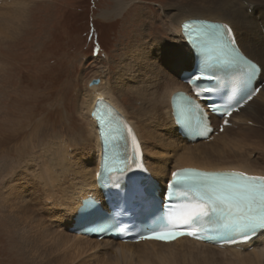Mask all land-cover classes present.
<instances>
[{
    "label": "bare ground",
    "instance_id": "bare-ground-1",
    "mask_svg": "<svg viewBox=\"0 0 264 264\" xmlns=\"http://www.w3.org/2000/svg\"><path fill=\"white\" fill-rule=\"evenodd\" d=\"M130 2L117 0L113 10L105 15L122 14ZM160 5L171 32L167 37L150 36L145 30L147 24L143 23L135 35L131 53L122 55L123 59L120 57L114 75L110 78V65L102 69L103 76L91 84L99 83L87 89L79 102L78 113L88 121L80 140L52 139L49 145L43 146V154L39 150L15 175L6 174L7 178L1 182L0 209L6 213L10 232L19 241L16 245L26 252H37L41 263L151 264L152 254L166 264H181L186 259H191L192 264H213L216 255L252 264V257L264 255V250H219L188 239L183 245L185 252L175 245L172 255L156 244L120 245L110 240L74 236L65 228L72 205L98 193L96 181L103 144L93 109L99 98L113 101L133 121L141 138L142 166L158 175L166 186L170 173L183 165L239 169L264 175V147L244 141L245 135H240L242 130L227 128L210 139L187 143L177 133L169 109V97L182 87L178 73L193 65L192 53L182 36V22L195 17L229 22L243 50L264 63V0H168ZM19 7V0H0V65L5 63L1 59L2 47L22 32L21 21L25 15ZM248 8H252L251 13ZM252 36H256V41ZM129 92L139 105L124 101ZM235 113L241 123L239 129L262 132L258 126L264 127V87ZM3 169L2 174H11L16 167L7 164Z\"/></svg>",
    "mask_w": 264,
    "mask_h": 264
},
{
    "label": "rangeland",
    "instance_id": "rangeland-1",
    "mask_svg": "<svg viewBox=\"0 0 264 264\" xmlns=\"http://www.w3.org/2000/svg\"><path fill=\"white\" fill-rule=\"evenodd\" d=\"M116 1L19 0L25 15L22 32L1 49L5 63L0 65V205L1 182L15 175L29 157L52 139L80 140L88 121L78 113L79 102L87 89L99 83L91 84L100 80L103 68L110 65V78L114 75L122 55L131 53L141 25L147 24L145 30L150 36L167 37L171 32L160 5L168 0H131L122 14L107 17L105 13L113 10ZM248 9L251 13L252 8ZM252 38L256 41V36ZM134 98L129 92L124 101L139 105ZM258 128L262 132L242 130L240 135H245L244 141L264 147V127ZM7 164L16 170L2 174ZM0 227V264H49L41 263L37 252L18 248L19 241L10 232L1 209ZM157 256L151 254V264H166ZM251 259L252 264H264V255ZM212 261L251 264L227 255H216ZM181 264H192V260Z\"/></svg>",
    "mask_w": 264,
    "mask_h": 264
},
{
    "label": "snow or ice",
    "instance_id": "snow-or-ice-1",
    "mask_svg": "<svg viewBox=\"0 0 264 264\" xmlns=\"http://www.w3.org/2000/svg\"><path fill=\"white\" fill-rule=\"evenodd\" d=\"M188 35L194 46L199 48L197 41L192 39V34ZM195 35L213 39L215 50L219 53L216 61L218 65L239 70L236 78L242 80L247 88L241 99L244 103L250 101L260 90L251 87L252 82L256 79L258 71L264 73V66L253 64L238 51L231 36V29L227 25L202 22L195 29ZM96 50H99L98 46ZM211 67L212 64L204 62L187 82L192 84L202 79H218L207 74ZM193 91L199 97L202 92L214 89L194 88ZM236 103L239 104L240 101ZM99 104L105 110L97 113L103 137L107 139L105 126L117 136L121 135V129L127 126L118 123L110 106L105 105L102 100ZM232 110V107H228L224 109V113L231 115ZM213 111L220 109L213 106ZM177 115V123L189 129L195 128L197 135L203 136L211 131L205 124V113L191 97H183ZM227 123L225 120V124ZM127 131L131 133L130 128H127ZM136 147L138 149L139 146ZM171 176L167 200L173 203H169L167 215L141 238L174 240L178 236L187 235L222 243H242L264 232V176H252L236 171L201 172L195 169H180L172 172ZM114 186L119 187V184Z\"/></svg>",
    "mask_w": 264,
    "mask_h": 264
}]
</instances>
